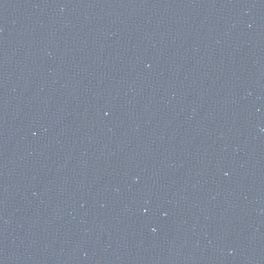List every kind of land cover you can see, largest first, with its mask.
Wrapping results in <instances>:
<instances>
[{"label": "water", "instance_id": "1", "mask_svg": "<svg viewBox=\"0 0 264 264\" xmlns=\"http://www.w3.org/2000/svg\"><path fill=\"white\" fill-rule=\"evenodd\" d=\"M30 264H264V33Z\"/></svg>", "mask_w": 264, "mask_h": 264}]
</instances>
